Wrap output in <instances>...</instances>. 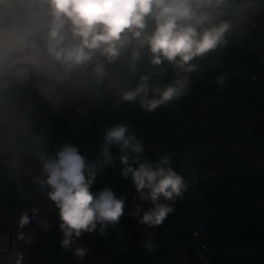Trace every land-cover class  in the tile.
<instances>
[{"label": "crops", "instance_id": "0c3cea01", "mask_svg": "<svg viewBox=\"0 0 264 264\" xmlns=\"http://www.w3.org/2000/svg\"><path fill=\"white\" fill-rule=\"evenodd\" d=\"M220 20L229 21L237 32L226 33L225 47L196 61L204 70L190 74L185 95L151 113L144 112L138 102L120 99L125 85L134 87L141 75L159 70L150 64L147 48L140 49L135 72L129 68L131 46L113 63L99 58L105 67L103 76L95 73L92 65L78 69L87 83L89 101L83 112L73 116L57 111L40 92L33 93V80L28 76L20 82L2 81L6 85L0 87V228L25 212L32 213L33 208L50 231L52 219L59 217L54 203L34 185L32 177L7 172L17 159L27 170L39 169V161L30 154L43 140L50 154L67 143L93 162L100 154L104 130L124 123L143 143L144 159L155 162L164 155L171 157V167L184 177L187 190L168 202L174 211L161 225L148 227L133 213L135 205L147 210L150 202L138 199L131 179L120 175V163L106 166L91 191L110 187L117 198L125 199V212L105 235L100 234L98 225L96 231L78 238L77 246L82 244L88 251L80 259L73 249L66 250L74 262L185 264L195 249L198 259L193 264H264V129L259 142L246 148L258 109L264 106V0H229L216 22ZM153 28L154 21L149 18L146 32ZM240 31L249 33L240 35ZM161 67L163 75L154 76L153 83L163 86L172 81L174 70L167 62ZM219 76L224 77L223 85L217 82ZM12 126L19 127V132L6 144ZM149 141L161 149L160 154L146 149ZM111 151L119 160L118 148ZM241 184L245 190L237 194L235 189ZM201 219L211 227L205 251L199 245L192 247L193 231ZM59 224L58 219L51 234L28 246L27 264H69L58 257L65 250ZM149 240L152 250L143 246Z\"/></svg>", "mask_w": 264, "mask_h": 264}, {"label": "clouds", "instance_id": "9594fccd", "mask_svg": "<svg viewBox=\"0 0 264 264\" xmlns=\"http://www.w3.org/2000/svg\"><path fill=\"white\" fill-rule=\"evenodd\" d=\"M229 0H0V78H24L33 71L45 75L71 72L93 66L99 76L105 72L103 57L115 62L130 46L129 68L136 71L140 49L147 48L150 64L159 70L139 77L134 87L120 93L121 101L139 103L147 113L178 100L189 91L190 74L204 70L196 61L225 47L231 23L216 21ZM247 7V6H246ZM154 21L146 32L147 21ZM167 62L174 70L170 83H153L163 75ZM221 85L224 77H217ZM30 155L39 161L34 185L58 209L61 247L73 249L82 259L88 249L77 246V239L96 231L101 235L115 226L125 212V199L117 198L110 187L93 193L92 185L105 166H114L111 149L118 148L120 175L131 179L138 199L152 205L143 210L135 205L133 215L148 227L161 225L174 211L168 202L187 190L184 177L171 167V157L155 162L144 159V145L128 124L116 123L103 132L100 154L89 162L72 144H63L54 154L43 145ZM136 165V166H134ZM13 167H21L17 159ZM38 209L33 208V215ZM143 211V215L140 213ZM30 223L23 213L22 229ZM23 239V233L19 235ZM148 250L151 240L143 242ZM22 257L16 260L21 264Z\"/></svg>", "mask_w": 264, "mask_h": 264}, {"label": "water", "instance_id": "95a60500", "mask_svg": "<svg viewBox=\"0 0 264 264\" xmlns=\"http://www.w3.org/2000/svg\"><path fill=\"white\" fill-rule=\"evenodd\" d=\"M28 78H32L36 91L45 96L57 111L65 112L68 116L81 113L89 101L88 86L80 78L78 70L58 72L55 74H41L33 71ZM17 78H0V82ZM30 223L22 229L19 227L21 216L14 218L11 223L0 228V264H16L20 257L21 264H27V249L39 238L51 234L56 227L59 217L51 221L50 231L44 218L27 213ZM23 233L24 238L19 235Z\"/></svg>", "mask_w": 264, "mask_h": 264}, {"label": "trees", "instance_id": "16d2710c", "mask_svg": "<svg viewBox=\"0 0 264 264\" xmlns=\"http://www.w3.org/2000/svg\"><path fill=\"white\" fill-rule=\"evenodd\" d=\"M255 37L256 36H252V38H254L255 39ZM263 110H264V106H262V107H260L259 109H258V112H257V116H256V120H255V128H254V133H253V137H252V139H251V142H249L248 144H247V146H246V148L248 149L249 147H250V145L251 144H253V143H258L259 142V137H260V135H261V133H262V131H263V129H264V119H263V122H262V130L261 131H259L258 132V125H259V122H258V118H259V116H260V113L261 112H263ZM150 144H153L154 146H155V144L153 143V142H151V141H149V143H148V145H147V147H146V149L148 150V146L150 145ZM156 147V146H155ZM157 149H159L160 150V153H161V149L160 148H158V147H156ZM149 152H151V153H153L152 151H150V150H148ZM159 153V154H160ZM154 154V153H153ZM155 155H158V154H155ZM120 163V161L118 160V163H116V164H119ZM115 165V164H114ZM245 190V184H241L239 187H237L236 189H235V191H236V193L238 194V193H240V192H242V191H244ZM47 197V196H46ZM215 205V204H214ZM202 223H204L205 225H206V228H202L201 227V224ZM126 230L129 232V233H131V230L129 229V227L128 226H126ZM210 231H211V227H210V224H209V222H207L206 220H204V219H201V220H199V223H198V225H197V227L195 228V230L193 231V241H192V247L193 246H197V245H199L200 247H201V249L203 250V251H205L207 248H208V243H207V237H208V235L210 234ZM195 233H197L198 235H196ZM195 249H193L191 252H190V254H189V256H188V258L190 257V258H192V260H191V262L189 263V264H193V263H195L196 261H197V259H198V257H197V255L195 254ZM206 255H211V254H206ZM58 257H62V259L65 261V262H67V263H72V264H76V262H74V259H73V257H72V255L71 254H58ZM187 258V259H188ZM186 259V260H187ZM185 264H186V261H185Z\"/></svg>", "mask_w": 264, "mask_h": 264}, {"label": "built area", "instance_id": "2783aa9c", "mask_svg": "<svg viewBox=\"0 0 264 264\" xmlns=\"http://www.w3.org/2000/svg\"><path fill=\"white\" fill-rule=\"evenodd\" d=\"M230 31L231 32H237V30L235 28H230ZM240 35H247L249 33V31H240L239 32ZM253 40H255L254 38H252ZM168 64V63H167ZM263 119H264V110L263 112L260 113V116L258 118V122H259V125H258V132L262 130V122H263ZM19 132V127L17 126H12L11 128H9V134L6 135V144L9 143V141L11 140V138ZM8 150H11L12 148L10 147H7ZM148 150L152 151L154 154H159L160 153V150L157 149L153 144H150L148 146ZM118 163V160H114V164ZM106 167V166H105ZM7 172L8 173H13V174H17V175H22L23 177H32V176H38L39 175V169L33 171V170H23L22 172H20L17 168L15 167H9L7 169ZM46 195V193H45ZM47 196V195H46ZM201 227L202 228H206V225L204 223L201 224ZM196 235H198L197 233H195ZM60 254H68V252H66V250H62L60 252ZM192 258H188L186 260V264H189L191 262Z\"/></svg>", "mask_w": 264, "mask_h": 264}, {"label": "rangeland", "instance_id": "374dc122", "mask_svg": "<svg viewBox=\"0 0 264 264\" xmlns=\"http://www.w3.org/2000/svg\"><path fill=\"white\" fill-rule=\"evenodd\" d=\"M16 82V81H15ZM14 82V83H15ZM4 83H2V82H0V87L3 85ZM32 84H33V81H32ZM30 84V86L32 87V88H34L33 90H32V92L33 93H35V90H36V88H35V85L33 84ZM4 85H6V84H4ZM4 87V86H3ZM5 88V87H4ZM85 237H82L81 238V242H83V239H84ZM49 244H51V243H49ZM51 247H52V245H50ZM78 246H82V244H78ZM38 250V249H37ZM40 251V250H39ZM44 253H48L46 250H44Z\"/></svg>", "mask_w": 264, "mask_h": 264}]
</instances>
